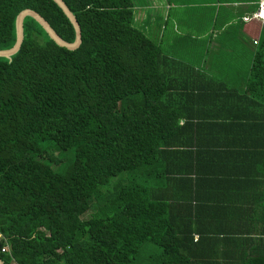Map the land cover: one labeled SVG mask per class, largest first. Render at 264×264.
Masks as SVG:
<instances>
[{
    "label": "trees",
    "instance_id": "obj_1",
    "mask_svg": "<svg viewBox=\"0 0 264 264\" xmlns=\"http://www.w3.org/2000/svg\"><path fill=\"white\" fill-rule=\"evenodd\" d=\"M63 1L78 48L26 16L0 57L2 262L264 264V23L240 67L210 48L185 62L135 22L137 0ZM26 8L74 41L53 0H0V49ZM224 189L234 207L208 193Z\"/></svg>",
    "mask_w": 264,
    "mask_h": 264
},
{
    "label": "crops",
    "instance_id": "obj_2",
    "mask_svg": "<svg viewBox=\"0 0 264 264\" xmlns=\"http://www.w3.org/2000/svg\"><path fill=\"white\" fill-rule=\"evenodd\" d=\"M258 2L259 0H146L145 3L137 4L136 6L135 22L147 24L148 29H150L152 26L150 21L161 19L162 28L164 27L163 30H166V44L169 47H176L180 42L187 41L186 44L190 46L188 51L195 50L198 55L208 48H210V53L218 54L223 52L226 56L234 55L230 64L235 67L239 66L234 54L235 51H238L242 45L251 47L250 42L258 39L259 30L263 25L258 18L248 21L242 20L247 13L251 12V5L258 4ZM152 6L158 8L153 10ZM140 15L142 16L140 17ZM198 20L201 22L200 26H195L191 30L182 28V24L186 26L188 23L197 22ZM231 24L235 25V27H230ZM237 27L238 29H236ZM157 36L163 38L165 36L164 31L158 32ZM242 38L245 40L243 41ZM233 43L238 46L236 48L232 47ZM230 49L231 51H229ZM215 65L218 64L215 63ZM205 66L207 70L210 69L208 64ZM217 67L214 68L216 69ZM213 149L221 150L217 147H213ZM211 150L209 154H211V157L215 155V158L220 157L224 153L222 151H225L212 152ZM197 155L200 156L201 162L203 160L202 151L198 152ZM234 158L233 155L228 157L229 160ZM210 161L204 163L203 167H206ZM194 163H197V161L194 160ZM216 163L218 164V162ZM218 165L221 166L220 164ZM208 169L203 170V173H219L218 170L214 172V169ZM241 169L243 170V168ZM174 175L176 176V174ZM176 177L181 176L177 175ZM209 177L210 174H203L201 178L206 182ZM228 177H232V175ZM229 179L231 180L232 178ZM203 192L206 195L207 191ZM208 193H211V196L216 195L219 199H223V204H219L222 206H229L226 202L228 198L231 201L230 205L233 206L232 199L236 195L239 196L238 190L224 189V191H208ZM231 221L233 220L231 219ZM227 222L225 220L223 224L226 225L228 224Z\"/></svg>",
    "mask_w": 264,
    "mask_h": 264
},
{
    "label": "water",
    "instance_id": "obj_3",
    "mask_svg": "<svg viewBox=\"0 0 264 264\" xmlns=\"http://www.w3.org/2000/svg\"><path fill=\"white\" fill-rule=\"evenodd\" d=\"M58 7L63 11L66 15L70 23L72 24L75 32V39L72 42L65 41L62 39L50 26V24L36 11L26 8L21 10L15 19V34L16 40L12 47L8 49H0V57L10 58L13 54H15L23 41V20L26 16L32 17L47 33V35L52 39L58 46L65 47L69 50H74L79 47L81 43V29L78 21L74 14L70 11L68 6L65 4L63 0H53ZM0 264H4L0 259Z\"/></svg>",
    "mask_w": 264,
    "mask_h": 264
},
{
    "label": "rangeland",
    "instance_id": "obj_4",
    "mask_svg": "<svg viewBox=\"0 0 264 264\" xmlns=\"http://www.w3.org/2000/svg\"><path fill=\"white\" fill-rule=\"evenodd\" d=\"M146 0H137V3H140V4H143L145 3ZM142 15H140L141 17ZM161 23H162V20L161 19H156L154 21H150V24L152 26H154V30H156L155 34H154V38H156V40H160L162 39L161 42H163L162 46L164 48V51L168 52L169 54L173 55V56H176L178 59L182 60V61H185V62H192V61H196L195 59L193 58H196L198 56V53L196 54V51L193 50V51H188L189 50V47L186 42L187 41H182L178 44V46L176 47H168L166 45V30H163V28H161ZM149 24V25H150ZM201 22L200 20H198L197 22H192V23H188L186 26L184 24H182V28H187L188 30H191L192 28H194L195 26H200ZM164 31V34L165 36L163 38H159L157 36V33L158 32H163ZM182 40V39H181ZM167 47V48H166ZM231 51V49L229 50ZM229 53V52H228ZM218 54H215V53H210L209 54V58H211L216 64H219L218 63V57H217ZM240 66V64H239ZM71 152V151H70ZM57 153V152H56ZM56 153H54L56 155ZM120 176H118L117 178H115L114 180L118 179ZM89 213L90 211H88L83 217H88L89 216Z\"/></svg>",
    "mask_w": 264,
    "mask_h": 264
},
{
    "label": "built area",
    "instance_id": "obj_5",
    "mask_svg": "<svg viewBox=\"0 0 264 264\" xmlns=\"http://www.w3.org/2000/svg\"><path fill=\"white\" fill-rule=\"evenodd\" d=\"M253 18H258L261 23H264V0H259L257 9L249 15H245L243 19L245 21L251 20ZM257 41L254 40L253 43H256ZM6 249L5 246L2 247V251Z\"/></svg>",
    "mask_w": 264,
    "mask_h": 264
},
{
    "label": "clouds",
    "instance_id": "obj_6",
    "mask_svg": "<svg viewBox=\"0 0 264 264\" xmlns=\"http://www.w3.org/2000/svg\"><path fill=\"white\" fill-rule=\"evenodd\" d=\"M4 246L6 247V249H5V250H7V244H5Z\"/></svg>",
    "mask_w": 264,
    "mask_h": 264
}]
</instances>
